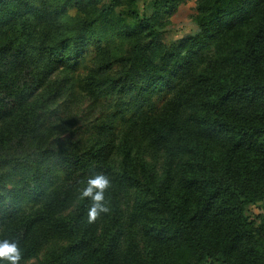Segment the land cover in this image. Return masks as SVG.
Returning <instances> with one entry per match:
<instances>
[{
  "label": "trees",
  "instance_id": "trees-1",
  "mask_svg": "<svg viewBox=\"0 0 264 264\" xmlns=\"http://www.w3.org/2000/svg\"><path fill=\"white\" fill-rule=\"evenodd\" d=\"M137 8L0 0V264H264V0L169 48Z\"/></svg>",
  "mask_w": 264,
  "mask_h": 264
},
{
  "label": "rangeland",
  "instance_id": "rangeland-1",
  "mask_svg": "<svg viewBox=\"0 0 264 264\" xmlns=\"http://www.w3.org/2000/svg\"><path fill=\"white\" fill-rule=\"evenodd\" d=\"M196 8L197 0H181L175 8L156 7L154 0H138L137 9L140 16L143 15L148 18L155 17V31L157 32L155 42L161 44L164 48H169L178 41L187 37H192L198 32V27L194 21ZM90 57L91 56H87L80 60L76 66L78 67L77 72L75 71V75L71 74L70 77H76L77 75L81 78L92 60V57ZM64 67L65 66H61L59 69H63ZM72 71L73 69L69 70V72ZM58 73H61V70H59ZM59 78L61 79V76L56 74L52 79L56 80ZM165 94L166 93L159 99L158 104H160L162 99H165ZM84 102V100H79L78 98H68L62 99L56 103L61 108L60 115L69 108L70 116L72 117L71 120L77 124L74 129H81L82 125L86 126L87 120L93 118L98 114L97 112H99L100 108L92 110V106L90 107L89 103ZM72 103H74V105ZM263 214V203L251 206L246 212V216H248L250 220H257V217ZM45 253L46 251L41 252L40 256L43 258ZM25 264H34V261Z\"/></svg>",
  "mask_w": 264,
  "mask_h": 264
},
{
  "label": "snow or ice",
  "instance_id": "snow-or-ice-1",
  "mask_svg": "<svg viewBox=\"0 0 264 264\" xmlns=\"http://www.w3.org/2000/svg\"><path fill=\"white\" fill-rule=\"evenodd\" d=\"M4 251H9L8 249H5Z\"/></svg>",
  "mask_w": 264,
  "mask_h": 264
}]
</instances>
